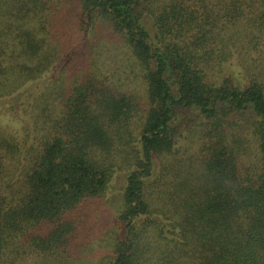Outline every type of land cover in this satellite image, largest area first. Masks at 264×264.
Instances as JSON below:
<instances>
[{"label": "trees", "instance_id": "obj_1", "mask_svg": "<svg viewBox=\"0 0 264 264\" xmlns=\"http://www.w3.org/2000/svg\"><path fill=\"white\" fill-rule=\"evenodd\" d=\"M0 264H264V0H0Z\"/></svg>", "mask_w": 264, "mask_h": 264}]
</instances>
